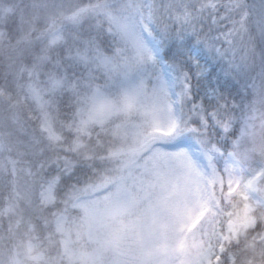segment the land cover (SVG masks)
I'll list each match as a JSON object with an SVG mask.
<instances>
[{
  "label": "snow or ice",
  "instance_id": "1",
  "mask_svg": "<svg viewBox=\"0 0 264 264\" xmlns=\"http://www.w3.org/2000/svg\"><path fill=\"white\" fill-rule=\"evenodd\" d=\"M0 264H264V0H0Z\"/></svg>",
  "mask_w": 264,
  "mask_h": 264
}]
</instances>
